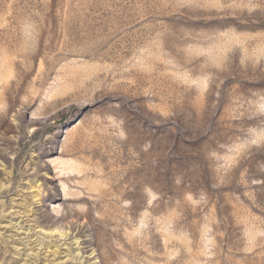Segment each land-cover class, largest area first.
<instances>
[{
  "label": "rangeland",
  "instance_id": "374dc122",
  "mask_svg": "<svg viewBox=\"0 0 264 264\" xmlns=\"http://www.w3.org/2000/svg\"><path fill=\"white\" fill-rule=\"evenodd\" d=\"M0 264H264V0H0Z\"/></svg>",
  "mask_w": 264,
  "mask_h": 264
},
{
  "label": "bare ground",
  "instance_id": "6f19581e",
  "mask_svg": "<svg viewBox=\"0 0 264 264\" xmlns=\"http://www.w3.org/2000/svg\"><path fill=\"white\" fill-rule=\"evenodd\" d=\"M14 224H15V223H14ZM15 225H16V224H15ZM13 227H14V226H13ZM10 229H11V228H10ZM16 229H17V228H16ZM16 231H17V230H16ZM17 232H19V231H17ZM62 236H63V235H62ZM65 238H66V237H65ZM75 239H76V238H75ZM77 241H78V240H77ZM56 247H57V246H56ZM47 250H48V249H47ZM47 250H46V251H47ZM52 252H53V251H52ZM46 253H48V252H46ZM67 255H69V254H67ZM91 255H92V252L89 253V255H87L86 257L90 260V258L93 257V256H91ZM28 256H29V255H28ZM31 256H32V255H31ZM31 256H30V257H31ZM71 256H72V255H71ZM32 257H33V256H32ZM87 258H86V260H87ZM27 259H28V258H27ZM63 259H64V258H63ZM89 260H88V261H89ZM26 261H27V260H26ZM24 263H25V262H24ZM84 263H85V262H84Z\"/></svg>",
  "mask_w": 264,
  "mask_h": 264
}]
</instances>
